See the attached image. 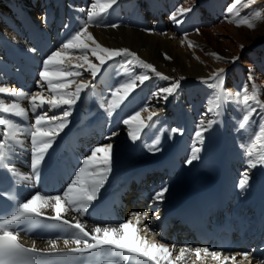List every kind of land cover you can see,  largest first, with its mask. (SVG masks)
<instances>
[{"label":"bare ground","instance_id":"bare-ground-1","mask_svg":"<svg viewBox=\"0 0 264 264\" xmlns=\"http://www.w3.org/2000/svg\"><path fill=\"white\" fill-rule=\"evenodd\" d=\"M181 1L153 0L146 5L140 0H118V3L103 17L102 25L118 24L120 26L118 28L93 26L89 28V31L105 47L128 48L136 52L143 60L153 64L159 72L170 77L171 79L167 80L169 84L175 80H180V77H184L180 80V87L172 95L168 109L169 128L181 129L183 134H174V139L166 147L159 144L158 148L160 150L154 153L148 151L146 147V145L153 142L157 135L151 127L145 128L144 132L141 133V139L133 142L127 135V126L119 121L122 117L142 107H148L150 111L156 110L157 115H160L162 111L161 103L157 101L152 93L161 88V83L153 80L155 87L148 84L142 88L138 87L130 95L131 99L128 98L131 103L125 102L120 109H117L109 117L99 107V103L102 102L104 97H107L108 90H111L110 86L122 80L124 75L123 72L115 73L111 82L109 73H112V71L109 70V73H103L102 71L92 81L95 85L97 84L96 88L92 90L93 87L81 93L80 99L73 108L74 114L69 117L70 123L56 137L53 147L49 149L45 157L40 168L38 181L33 179L30 169V138L26 132L19 135L18 139L23 141V146H15L11 156V165L17 172L22 174L19 179L23 186L22 199H27L36 193L35 185L40 184L52 161L58 155L66 157L65 168L62 170L66 184L83 158L90 153L92 147L111 142L113 144L112 171L99 193V198L111 192L120 180H123L124 186L128 187L131 181L135 179L137 186L135 185L134 188L138 190L154 177V182L158 188L164 186L168 188L163 202L156 201L160 208L169 204V201L166 202V200H170L171 203L175 202L176 206L177 204H179L178 207L182 206V212L195 207L197 214L201 215L197 211L198 209L202 213H206V216L210 215V217L217 220L218 216L220 217V211L225 210L224 215L226 217H231L229 215L232 214L240 222L241 228L247 234L254 235V238H259L264 247V167L247 169L244 163L243 151L238 150L228 139L231 118H233L228 105L219 117L221 122L204 133L203 144L201 145L196 141L194 131L201 119H196V110L194 111L191 108L188 97L184 95L186 85L183 84V81L187 80V82H191L197 79H209L210 74L215 70L232 67L233 62L230 63L228 60L235 58L233 55V42L246 36L254 45L261 43L264 37L258 39L256 34L260 31L264 32V22H258L255 30L246 26L237 27L233 23L226 25L227 22L225 21L212 28L199 29L198 20L191 17V12H189L182 17L183 23L175 24L170 19L171 13L181 5L188 8L196 0H183V4ZM227 1L230 0L221 2L222 7L225 2L228 3ZM91 2L92 0H0V62L13 67H20L19 71L28 76L24 75L16 78L13 73L10 71L3 72L0 67V77L4 79L0 81V86L8 84V78L5 79V76L15 77L12 79L15 81L10 80L9 82L24 83L26 87H20V89L33 92L32 86H36L34 92L39 91L36 73L39 70L40 62L50 51L58 48L78 26L79 20L84 16V12L81 10H86ZM262 2L264 0H257V3ZM262 6L259 4L260 9ZM145 7L149 11L143 13L142 10ZM65 8H68L65 10L68 14L63 16ZM262 9H264V6ZM148 15H150V20L147 22ZM42 21L43 23H41ZM64 23L66 26H64ZM53 24L54 26H52ZM73 25L74 29L71 27ZM173 26H176V28ZM227 29L230 36L226 35ZM185 35H187V40L182 44L181 41ZM188 41H192L198 47L190 48ZM49 43L55 48L51 49ZM32 49H35V52L30 51ZM211 53H216L224 59L217 60ZM165 54L170 59H166ZM93 62L95 63V61ZM256 69L258 68L256 67ZM84 73H86L84 77L89 78V74ZM259 73L262 81L260 83L264 86V72ZM151 75L154 74L151 73ZM225 75L227 74H224L225 89L235 92L234 82L236 81L233 76L228 77L226 81ZM258 81L257 78L255 83L259 84ZM251 85H248L250 90ZM262 92H264V89ZM45 94H47V91H45ZM0 99L11 100L12 98L5 94V96L0 95ZM261 100H264V95L261 96ZM94 101L95 103H92ZM22 103L27 106L26 101ZM199 104L196 107L199 106L201 111L208 114L209 105H204L201 102ZM46 111L49 113L51 111L49 116H53L60 114L63 109L49 110L48 106H44L38 109L37 113ZM197 113L199 114L198 111ZM74 115H76V118H72ZM147 115V112H143L142 118L146 119ZM14 119L26 128L34 122L35 115L29 112L28 121ZM202 119L207 121L210 118ZM213 128L215 129L214 132L212 131ZM113 131L119 133L115 136L117 143L112 139L110 141L106 139ZM78 138L81 141L79 144ZM94 139L97 140L92 142ZM98 140H101L100 143H97ZM122 145H125V148H130L128 157H125L122 153ZM193 145L201 147L202 151L198 153L199 159L189 166L185 161L191 155ZM79 148L88 151L87 154L81 152V155ZM239 163L243 167L241 171L237 167ZM244 171H249L250 181L248 187L242 192L237 187V183ZM239 172L241 173L238 174ZM209 196L212 198L206 210L205 202ZM74 217L85 222L88 228L98 225L94 217L89 214L80 217L74 212H69L66 216L69 219ZM125 219L123 218L120 223L124 222ZM145 224L143 223L140 227L143 228ZM40 244L44 248L49 246L48 242ZM175 246L178 249L180 243ZM253 258H251L253 260L252 264L254 262L258 264L259 259ZM187 264H194V258H190ZM195 264H198V262H195ZM244 264H247V261Z\"/></svg>","mask_w":264,"mask_h":264},{"label":"snow or ice","instance_id":"snow-or-ice-1","mask_svg":"<svg viewBox=\"0 0 264 264\" xmlns=\"http://www.w3.org/2000/svg\"><path fill=\"white\" fill-rule=\"evenodd\" d=\"M117 3L118 0H92L86 10H81L84 16L79 20L78 26L58 48L50 51L40 62L36 73L39 91L29 92L0 86V95L6 94L12 98L0 99V114H6L0 115V170L10 174L17 182L22 174L11 165V156L16 145L23 146V141L18 139L19 135L26 132L30 138V169L33 179L38 181L45 157L56 137L70 123L69 117L72 116L81 93L95 87L92 81L102 70L107 71L105 65H109V62L116 61L122 67L130 65L142 70L138 74L127 71L122 80L110 86L111 91L99 103V107L109 117L121 108L138 87L152 78L149 73L163 80L171 79L128 48L101 45L89 31L93 26L118 28V24L102 25L103 17ZM255 4L257 0H234V4L228 8L230 18L227 22L255 30L258 22H264V9L253 10L250 15L245 16H241L239 10L234 11L237 5L247 8ZM191 11V7L178 6L171 13L170 19L175 24H181L182 17ZM186 40L187 35L181 43ZM188 46L198 47L192 41H188ZM30 51L35 52V49ZM211 55L217 60L224 59L216 53ZM90 57L95 58L98 63H94ZM165 58L170 59L166 54ZM235 59L237 58H233L232 62ZM252 71L249 68V80H253ZM84 72L89 74V78L84 77ZM224 73L225 69L220 68L210 74L209 86L214 90V99L209 102L208 111L215 118L207 121L201 119L196 125L194 137L202 145L204 133L221 122L219 117L224 108L234 102L241 112L237 127L249 135L248 142L240 145L244 150V163L249 170L264 167V100H261L264 92L254 80L251 90L248 84L242 85L236 92L227 90L224 87ZM182 79L184 77H180ZM180 80H175L168 87L159 88L152 95L166 103L169 96L180 87ZM23 101L27 102V106ZM44 106H48L49 110L63 111L53 116H49L47 112L38 114L37 110ZM29 112L35 115V120L26 128L14 119L28 121ZM143 112L148 113L146 119L142 118ZM157 114L156 110L150 111L148 107H142L122 117L119 122L127 126V135L135 142L141 139L145 128H150L155 123L153 118ZM254 117H258V120ZM250 128L253 130L248 132ZM170 132L183 134L178 128L171 129ZM118 134V131H113L106 139L110 141ZM161 135L163 133L158 131L153 142L146 145L148 151L154 153L160 150L158 145ZM201 151V147L193 145L191 155L185 163L192 165L199 159L198 153ZM112 155L113 144L110 142L92 147L89 155L74 170L64 189L55 195L35 193L27 199L19 200L15 192L9 190L5 195L13 203L10 207L0 209V264H187L190 258H194V264H244L245 261L252 264V251L227 253L223 250H210L208 247L191 246L177 249L175 245L156 240L158 233L151 231L147 225L140 227L149 217L148 211L134 212L126 222L98 224L91 228L81 219L65 218L69 212L80 217L89 213L112 171ZM249 181V171H244L237 187L243 192ZM167 192L166 186L161 187L153 194L152 200L163 202ZM155 215L159 219V215ZM37 228L58 230L59 234L49 238V246L43 249L37 248L34 241L31 246L21 241L22 233L27 235ZM237 257L241 259L238 260ZM258 264H264V260H259Z\"/></svg>","mask_w":264,"mask_h":264},{"label":"rangeland","instance_id":"rangeland-1","mask_svg":"<svg viewBox=\"0 0 264 264\" xmlns=\"http://www.w3.org/2000/svg\"><path fill=\"white\" fill-rule=\"evenodd\" d=\"M24 1H26V0H24ZM140 1H144L145 3L149 4L153 0H140ZM222 1L223 0H196V1H194L192 4H190L188 6V7H191L192 8V11H191V15L192 16L191 17H195L194 19H197L198 20L199 29H203V28H207V27L212 28V27L220 24L221 22H224V21L227 22L228 18H230V15H229L230 13L228 12V8L234 4V0L227 1L228 3L225 2V5L223 6L224 8L221 5V2ZM181 2L183 4V0ZM259 4H261V5L264 6V2L257 3V4H255L253 6L251 5L250 7H247V8L243 7L242 5H237V7H236V9H234V11L239 10L241 8L242 10H239L240 13H241V16L250 15L253 10L260 9ZM263 6L261 7V9L263 8ZM67 9L65 8L63 10V12H65V10H67ZM144 10L145 11H149L147 9H144ZM66 14H68V13L67 12L63 13V16L64 15L66 16ZM40 18H42V17H40ZM149 18H150V16L147 17V22H148V20H150ZM167 22L169 23L168 20H167ZM200 24H201V26H200ZM226 25H229V23L227 22ZM173 27L176 28V26H173ZM228 29H227L226 33L229 32ZM226 35L227 36H230L228 33ZM256 35H257L258 39H263L264 32L263 31L262 32L260 31ZM233 46H234V49H233V51H234L233 53L234 54L233 55L237 59L235 60V63L233 62L234 65L232 67L224 68L225 69V73L224 74H227V75H225L226 81L228 80V77L233 76V79L236 81V82H234V89H235V92H236V91H239L241 89L242 85H244V84L251 85L253 83V80H254V82H256L257 81V78H258L259 79V81H258L259 84H257V85L262 86L260 88H261V90H263L264 89V86L260 83V81H261V77H260L261 74L259 72H264V50H263L264 49V40L261 43H259L257 45H254L253 42L248 37L245 36V37H243L241 39H238V41L233 42ZM90 58L93 61H95V58H93V57H90ZM232 61H233V59H229L228 60V62H230V63H232ZM112 62L114 64H110ZM95 63H98V61H95ZM256 67L258 69H256ZM105 68H107V71L105 72V71L102 70L103 73L104 72L105 73H107V72L109 73V70L112 71V73H109L110 74V80H111V82L113 80L112 78H113V75L115 73L118 74L120 72H123V75H124L125 72L132 70L131 72L138 74V73H140L142 71L139 67H133V66H130V65H124L122 67L121 64L118 63V62H116V61L109 62V65H105ZM249 68H251L253 70V72L251 73V75L253 76V80H249L248 79V77L250 75ZM149 74L151 75V73H149ZM85 75H86V73H84V76ZM151 77H152L151 78L152 80L150 79L149 82L146 81L144 83V85L148 84L150 86H154L155 87V85L153 83V80L161 83L160 84V87H166V86L168 87V86H170L172 84V82L169 84L167 80H163V79H161L159 77H156L155 75H151ZM187 81H183L184 82L183 84L186 85L185 86V90H184V95L188 97L191 108L194 111L196 110L195 111L196 112V119L198 120V119L208 118V117L210 119L215 118V117H213L214 116L213 113L209 112L208 114H206L204 111H201V109L199 108V106L196 107V105H198L200 102L202 104H204V105H209V102L214 99V90L209 86L210 83H211V81L209 79H207V78H205V79H197V80H195V81L193 80L191 82L190 81L187 82ZM205 81H208V83H205ZM92 84L95 87L97 86V84L95 85L93 82H92ZM144 85H142L139 88H142ZM90 89H92V88H90ZM45 91H46V89H45ZM110 91L111 90H108V94H109ZM4 96H5V94H4ZM128 98L131 99L130 96ZM171 98H172V96H169L168 101L166 103L163 102V101L157 100L159 103H161L162 111H161L160 115H157V116H155L153 118L154 121H155V123L154 124H151V128L153 130H155V132L157 134H158L157 131H159V130H160L159 132H162L163 133V135L160 136V144L161 145H164L165 147L175 137V135L170 132L171 128H169V118H168L169 111H168V109H169V102H170ZM130 99H127L125 102L126 103L129 102L128 104H130L131 103V100ZM228 108H229V112L231 111L230 114L233 117V118H231V126H230V139L231 140L230 141L232 142V144L234 146H236V148H238V150L244 151L240 147V145L241 144H245V143L248 142L249 135L244 130H241V129H239L237 127V125L239 123V116L241 115L239 106L236 105L233 102V103H229L228 104ZM136 109H138V108H136ZM197 111L199 112V114L197 113ZM46 112H47L48 115H51V111H50V113L48 111H46ZM254 118L258 120V117H254ZM163 121H164V123H163ZM166 122H167V125H166ZM252 130L253 129L250 128V129H248V132H251ZM212 131L214 132L215 129L213 128ZM115 138L116 137H113L112 139L117 143V141H116L117 139H115ZM122 146H123V152L122 153L125 155V157H128V155H129L128 150L130 148H125V145H122ZM237 167H238V170L239 171H241L243 169V167H241V164L240 163L238 164ZM240 173L241 172H239L238 174H240Z\"/></svg>","mask_w":264,"mask_h":264}]
</instances>
